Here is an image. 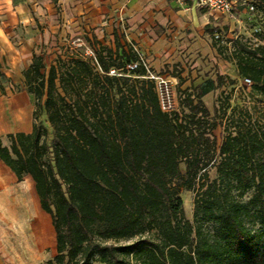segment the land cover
Segmentation results:
<instances>
[{
    "label": "trees",
    "instance_id": "16d2710c",
    "mask_svg": "<svg viewBox=\"0 0 264 264\" xmlns=\"http://www.w3.org/2000/svg\"><path fill=\"white\" fill-rule=\"evenodd\" d=\"M112 35L113 46L92 34L90 55L65 52L47 69L33 52L21 70L32 128L0 138V160L31 177L50 216L55 254L39 264H264V20L228 54L211 42L249 79L253 110L225 95L211 113L199 85L163 110L139 49ZM10 81L0 70L1 92Z\"/></svg>",
    "mask_w": 264,
    "mask_h": 264
},
{
    "label": "rangeland",
    "instance_id": "374dc122",
    "mask_svg": "<svg viewBox=\"0 0 264 264\" xmlns=\"http://www.w3.org/2000/svg\"><path fill=\"white\" fill-rule=\"evenodd\" d=\"M259 1L261 3L258 0H247L248 4L254 6L251 12L241 4L242 0L235 1L236 7L232 15L211 14L204 10L205 16L201 17L199 33L194 36L196 38L190 39L188 45L177 46L176 52L169 60H150L146 53L141 52L147 67L156 74L166 75L171 85L174 105L177 104L179 88L199 85L207 90L202 95V100L211 113L214 106L219 104L217 99L222 101L225 95H230L232 106H247L253 110V102L247 96L248 85L238 76L234 62L223 58L212 47L211 42L214 39L213 32L217 31V44L227 48L226 54L232 50L236 41L255 42L254 33L259 29L260 21L264 20V0ZM68 3L67 0H55L50 5V12L41 4L40 13L36 17L31 11L33 17L29 23L15 21L10 15L8 18L0 17V28L9 32V40L18 50H23L19 67L8 66L4 56L0 64V68L6 69L11 80L10 83L4 84L9 88L8 95L25 90L21 70L29 63L33 52L42 56L47 69L57 55L65 52L77 50L90 55L86 39L92 34L113 46L112 36L106 31L105 21L93 20L87 17L88 10L84 8L81 13L75 5ZM29 9L31 10L30 5ZM7 10L6 12L10 13L11 6H8ZM176 72H179L183 80L180 85L179 78L173 76ZM44 119V114H41L39 121L46 125ZM214 134L217 142H220L223 134L221 126H217ZM1 140L3 144H8L6 135H3ZM180 195L185 217L191 219L194 192L183 190ZM39 221L42 226L45 224V230L40 236L39 230L31 227L23 230L22 239L14 238L10 230L7 236L1 238L0 264H39L52 258L55 254V240L49 215H46V220L41 216Z\"/></svg>",
    "mask_w": 264,
    "mask_h": 264
},
{
    "label": "crops",
    "instance_id": "0c3cea01",
    "mask_svg": "<svg viewBox=\"0 0 264 264\" xmlns=\"http://www.w3.org/2000/svg\"><path fill=\"white\" fill-rule=\"evenodd\" d=\"M67 1L81 13L88 10L87 17L105 21L106 31L111 36L114 29L123 33L127 41L148 55V59L156 61L169 60L177 46L188 45L190 39L194 40L199 33L201 17L205 16L204 9L193 6L189 0ZM53 2L55 0H0V17L8 18L10 15L15 21L29 23L33 17L31 11L36 17L43 4L50 12ZM8 6H11L10 13L6 12ZM8 33L0 28V64L4 56L8 66L19 67L23 50L12 44ZM0 70L9 75L5 68ZM8 91L6 85L4 92L0 91V138L11 132L28 133L32 128L31 95L25 90L8 95ZM46 215L40 208L31 177L25 175L17 180L11 169L0 160V242L9 230L14 238L22 239L25 228L36 227L40 236L45 224L42 226L39 219L42 216L46 220ZM51 229L54 235L53 227Z\"/></svg>",
    "mask_w": 264,
    "mask_h": 264
},
{
    "label": "built area",
    "instance_id": "2783aa9c",
    "mask_svg": "<svg viewBox=\"0 0 264 264\" xmlns=\"http://www.w3.org/2000/svg\"><path fill=\"white\" fill-rule=\"evenodd\" d=\"M193 6L197 8H202L211 14H218V15H232L235 7H236V0H189ZM246 8L252 10L254 6L252 4H248L247 0H242L241 3ZM214 39L219 38V33L217 31L213 32ZM136 49V47L134 46ZM140 60L147 68L148 76L154 80L155 87L159 96V101L161 108L165 111L172 110L175 105L172 100V90L169 80L167 79L166 75L156 74L153 71L148 70V67L145 63V60L140 53ZM130 68L136 67V64L129 65ZM244 84H250L249 79H243Z\"/></svg>",
    "mask_w": 264,
    "mask_h": 264
}]
</instances>
